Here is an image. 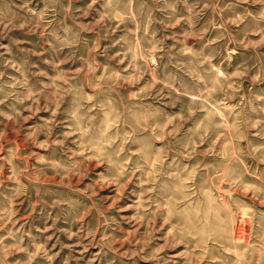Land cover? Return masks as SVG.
Returning <instances> with one entry per match:
<instances>
[{
  "label": "rangeland",
  "instance_id": "obj_1",
  "mask_svg": "<svg viewBox=\"0 0 264 264\" xmlns=\"http://www.w3.org/2000/svg\"><path fill=\"white\" fill-rule=\"evenodd\" d=\"M0 264H264V0H0Z\"/></svg>",
  "mask_w": 264,
  "mask_h": 264
}]
</instances>
